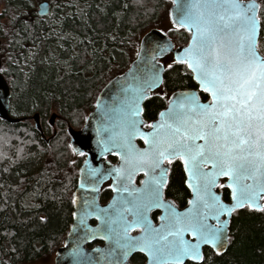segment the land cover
<instances>
[{
    "label": "trees",
    "instance_id": "1",
    "mask_svg": "<svg viewBox=\"0 0 264 264\" xmlns=\"http://www.w3.org/2000/svg\"><path fill=\"white\" fill-rule=\"evenodd\" d=\"M42 1L50 4L44 17L37 13ZM257 1L264 5V0ZM171 4V0H0L2 72L12 92L10 115L23 119L14 124L0 119V264L53 263L73 222L72 200L84 157L70 147L68 124L83 125L100 90L130 66L148 30L162 29L177 46L189 42L185 29L163 27ZM259 15L264 16V7ZM260 51L264 55V49ZM173 60L172 54L162 60L164 83L144 106L148 122L166 107L171 93L198 88L186 65ZM201 97L208 99L205 93ZM51 112L59 115L56 133L47 121ZM36 113L42 131L31 119ZM219 190L230 201V191ZM110 194L103 189L101 199L106 201ZM166 196L180 207L191 197L180 160L171 164ZM130 261L144 264L146 257L138 253ZM201 264H264V210L237 211L227 251L216 254L206 248Z\"/></svg>",
    "mask_w": 264,
    "mask_h": 264
},
{
    "label": "snow or ice",
    "instance_id": "2",
    "mask_svg": "<svg viewBox=\"0 0 264 264\" xmlns=\"http://www.w3.org/2000/svg\"><path fill=\"white\" fill-rule=\"evenodd\" d=\"M174 3L177 19L173 23L191 31L192 40L173 63L186 65L210 99L201 102L195 92L181 93L165 112L159 113L160 121L148 125L153 131L145 135L138 127L142 124L140 102L147 91L163 83L154 63L146 75L130 73L133 83L121 89V95L112 104L97 100L95 107L102 124L97 134L104 133L106 137L98 143H110L122 149L124 163L112 169L116 173L114 179L122 184L126 176L130 181L137 169L149 176L148 181L141 182L146 184L144 189L133 190L140 193L138 196L127 187L113 189L129 192L131 197L123 200L115 214L99 209L104 215L96 218L107 230L104 238L115 244L107 252L111 258L109 264H124L137 250L149 257L150 264H183L184 258L199 264L204 260L202 244L220 250L228 239L224 228L228 221H221V215L230 214L246 203L261 209L256 201L264 198V55L260 51L264 16L258 15L264 5L256 0H180L179 3L174 0ZM168 47L156 44L153 52L158 50L163 55ZM136 55L141 57V52ZM155 59L153 54L152 60ZM137 134L149 145L147 149L138 150L131 143ZM73 151L78 150L73 148ZM104 151L109 148L104 147ZM177 157L184 161L189 179L196 181L188 185L194 193V199L188 201L192 207L183 213L165 202L161 191L167 175L162 165L165 160L171 164ZM209 164L211 169L202 171ZM98 171L92 169V175L96 176ZM219 176L231 181L227 185L233 193L231 206L212 191ZM80 187L84 188L85 184L81 182ZM72 203H77L75 197ZM94 203L85 200L83 211L73 212V217L79 215L83 224L85 217L96 215L89 211ZM161 207L167 213L161 219L167 223L156 228L148 213ZM210 219L216 224L209 223ZM132 228H139L142 235L130 236ZM185 233H190L193 241L185 239ZM72 255L79 257L83 252L77 248ZM76 264L81 261L77 259Z\"/></svg>",
    "mask_w": 264,
    "mask_h": 264
},
{
    "label": "water",
    "instance_id": "3",
    "mask_svg": "<svg viewBox=\"0 0 264 264\" xmlns=\"http://www.w3.org/2000/svg\"><path fill=\"white\" fill-rule=\"evenodd\" d=\"M172 1V5L169 9V17L170 21L173 26L177 28H183L190 34V40L186 45L177 46L174 41L167 35L166 32H164L160 28H151L148 30L141 38L139 43L138 51L141 52V57H135V59L131 62L130 66L122 73L115 77H113L98 93L95 105L97 100L99 99L102 104H112V101L114 98H119L121 95V89L128 87L129 84L133 83L131 80V75H146L148 70L151 69L152 64H157L158 67L156 71H159L164 83V74H165V64L162 62V60L172 54L174 59L177 57V55H182L183 49L188 47L189 43L192 40V32L189 31L187 28L180 27L178 24H174L173 21L177 19V4L174 3V0ZM180 0H177V3H179ZM256 2L260 4L257 0ZM50 12V4L47 1H42L38 4V14L40 16H47ZM260 13V10L258 11V15ZM156 44H167L169 45L168 49L164 52L163 55L159 54L158 50L153 52V49H155ZM0 51H1V41H0ZM156 55V59L152 60V55ZM263 55V54H262ZM184 65V64H183ZM2 67V61L0 56V69ZM191 73L192 71L188 69ZM131 73V75H130ZM193 74V73H192ZM194 76V74H193ZM195 80V79H194ZM195 82L198 84V82L195 80ZM163 83L159 84L156 87H153L150 91L146 92V97L141 100L140 107L142 109L141 115L139 119L142 121V124L138 125L140 128V131L147 135L148 133H151L153 131L152 128L147 127L148 123L144 118V105L146 101L151 97V94L161 88ZM186 92H195L198 98L201 102H207L208 99H210L209 94L203 92V90L200 88L198 84L197 89H187V90H177L171 94V96L168 99L167 106L161 111L165 112L168 107L170 106V103L179 97L181 93ZM201 93H205L208 95L207 100H203L201 97ZM12 92L11 87L5 76L0 71V119L10 123H19L23 119L22 118H14L10 115V100H11ZM58 118V114L53 113L50 118V124L51 126H55V120ZM31 119L34 120L35 126L38 130L42 131V126L40 122V115L36 113L31 117ZM161 120L160 115L158 114L157 118L151 121L150 124H153L155 122H158ZM101 115L96 109V107L87 115L85 119V124L82 128L76 129L70 124H68L67 131L70 136V145L71 149L73 151V148L77 149V152H74V154L79 155V152H83L85 156L84 162L81 165L79 169V176H78V182L77 186L74 191V196L77 203L73 204L74 211L73 212H81L84 208V201L87 200L89 202L95 201L94 204H92L89 208V211L96 213V215H88L84 218V223L81 224L79 222V215L77 217H73V222L71 224L70 230L64 240V244L59 247L56 251V255L54 258L53 264H76L77 259L81 261V264H88L89 261L92 262V264H109V261L111 258L107 257V252L109 248L115 247V244L105 239V235L107 234L106 228L102 225V221L100 219H97V215H100L103 217V213L99 212V209H107L110 214H115V212L118 210L120 204L123 202L124 199H130L129 192H132L134 196L140 195V193H136L133 190L134 189H144L146 187V184L141 183L142 181H148L149 176L145 175V172L143 170L137 169L135 170L132 175L131 179H129L125 176L123 177V183H118L114 178L116 177V173L112 171L113 168H119L123 165V160L121 159L122 149L114 147L112 144H100L98 141L104 137V133H101L100 135L97 134V128L101 127ZM56 133V130L54 131ZM106 139V137H104ZM141 142V143H140ZM131 143L135 145L136 149L138 150H144L149 147L148 144H145L144 139L141 137L140 134L135 135ZM104 147H108L109 151H104ZM110 158H116V162H112ZM180 160L183 164L184 172L186 175V187L190 190L191 197L189 200L194 199V193L192 188H190L188 185L189 183L195 184V180L189 179V173L185 171V164L184 161L180 158L174 159L172 162ZM164 168L167 169V175L165 177L166 183L164 184L162 188V195L164 198V201L167 203H170L174 206L176 212L183 213L186 209L192 207L191 205L187 204L185 207L180 208L172 198H168L166 196V188L169 183V177H170V170L171 166L167 162V160L164 161L163 165ZM92 169H98L96 176L92 175L91 170ZM211 169V165L204 166L202 168V171H209ZM83 170V171H81ZM156 174H158V170H156ZM139 177H142V179L138 182L137 179ZM81 182L85 184L84 188L80 187ZM110 182V190L112 191V196L110 200L106 203L101 202V195H102V188L105 183ZM231 181L225 177V176H219L217 177V184L215 187L212 188V191L216 193L221 199V201L225 204H228L231 206L234 201L232 199V189L228 188L227 185ZM220 185H225L223 188L228 189L230 191L231 199L230 201H225L223 199V193L219 191ZM96 187L99 190L98 191H92V188ZM115 187H127L129 189V192L120 191L116 192L113 189ZM257 204L261 205V209L256 208L255 206H249V204H245L243 207H237L233 212L230 214H223L220 217L221 221L227 220L228 223L224 225L226 235L228 239L224 241V246L222 249L217 250V248L212 247L211 245L202 244L201 245V252L204 256V249L209 248L214 251L216 254H224L230 243V227H231V221L233 218V215L240 210H243L245 208H249L253 211H263L264 210V198L257 199ZM112 205L113 207H109ZM155 212H159V219L157 222L154 221L152 218V214ZM166 210L165 208H153L149 213V219L151 220L154 227L159 228L162 224H166L167 221L162 220L161 217L165 216ZM128 219H131V216H128ZM209 223L216 224V221L214 219H210ZM130 236H141V230L139 228H132L129 232ZM184 238L193 241V237L190 233H185ZM94 242H100L96 244L95 246H88ZM81 249L83 252V255L77 257L72 255L73 251L75 249ZM96 249H100V251H95ZM143 254L146 257V262L144 264H150L149 257L140 251H134L131 253V255L127 258V260L124 262V264H134L130 261L131 257H133L135 254ZM204 261V260H203ZM199 262V264L203 263ZM194 263L189 258H184L183 264L185 263Z\"/></svg>",
    "mask_w": 264,
    "mask_h": 264
},
{
    "label": "flooded vegetation",
    "instance_id": "4",
    "mask_svg": "<svg viewBox=\"0 0 264 264\" xmlns=\"http://www.w3.org/2000/svg\"><path fill=\"white\" fill-rule=\"evenodd\" d=\"M3 65H4V62H3V60H2V68H1V69H3ZM171 94H172V93H171ZM170 96H171V95H170ZM170 96H169V97H170ZM167 104H168V101H167ZM144 106H145V105H144ZM166 106H167V105H166ZM94 108H95V107H94ZM144 118H145V117H144ZM58 119H59V118H58ZM58 119H56V121H55V125H56V122H57ZM145 120H146V119H145ZM146 121H147V120H146ZM147 123L150 124L151 121H150V122L147 121ZM49 124H50V121H49ZM82 124L84 125V124H85V121H84ZM83 125H82V126H83ZM50 126H51V125H50ZM82 126H81V127H82ZM81 127H80V128H81ZM147 127H148V126H147ZM51 128H53V126H51ZM140 143H141V142H140ZM84 159H85V156L83 157L82 164H83V162H84ZM113 159H115V160L113 161ZM113 159L110 158V160H111L112 162H116V161H117L116 158H113ZM174 162H175V161H174ZM172 163H173V162H172ZM172 163H171V164H172ZM82 164H81V165H82ZM171 164H170V166H171ZM80 167H81V166H80ZM79 169H80V168H79ZM170 171H171V170H170ZM141 179H142V177H141ZM141 179H140V180H141ZM105 188H108V190H110V182L104 184V186H103L102 189H105ZM110 191H111V190H110ZM111 196H112V191H111L110 197H109L106 201L103 200V199H101V202H102V203H106V202H108V201L110 200ZM179 207H180V206H179ZM184 207H185V206H184ZM180 208H183V207H180ZM159 215H160L159 212H155V213L152 214V218L154 219L155 222L158 221V219H159Z\"/></svg>",
    "mask_w": 264,
    "mask_h": 264
},
{
    "label": "rangeland",
    "instance_id": "5",
    "mask_svg": "<svg viewBox=\"0 0 264 264\" xmlns=\"http://www.w3.org/2000/svg\"><path fill=\"white\" fill-rule=\"evenodd\" d=\"M170 25H171V21H170V18L168 17V19L164 22V24H163V27L164 28H166V29H168V28H170ZM1 43H2V41H1ZM2 47V46H1ZM260 48L261 49H264V42H260ZM2 54L0 53V56H1ZM1 59H2V56H1ZM3 60V59H2ZM53 113H56V112H51L50 113V116H49V118H48V122L50 121V118H51V116H52V114ZM57 114V113H56ZM58 119V118H57ZM56 121V120H55Z\"/></svg>",
    "mask_w": 264,
    "mask_h": 264
},
{
    "label": "bare ground",
    "instance_id": "6",
    "mask_svg": "<svg viewBox=\"0 0 264 264\" xmlns=\"http://www.w3.org/2000/svg\"><path fill=\"white\" fill-rule=\"evenodd\" d=\"M37 13H38V6H37ZM39 15V14H38ZM40 16V15H39ZM40 17H44V16H40Z\"/></svg>",
    "mask_w": 264,
    "mask_h": 264
}]
</instances>
